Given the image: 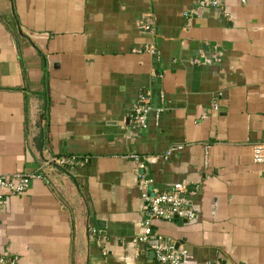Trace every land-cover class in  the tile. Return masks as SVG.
<instances>
[{
  "label": "crops",
  "instance_id": "0c3cea01",
  "mask_svg": "<svg viewBox=\"0 0 264 264\" xmlns=\"http://www.w3.org/2000/svg\"><path fill=\"white\" fill-rule=\"evenodd\" d=\"M203 1L0 0V176L35 175L0 205V254L160 264L134 241L150 218L182 264H264V0ZM132 153L157 158L153 193L185 186L193 220L146 213Z\"/></svg>",
  "mask_w": 264,
  "mask_h": 264
},
{
  "label": "built area",
  "instance_id": "2783aa9c",
  "mask_svg": "<svg viewBox=\"0 0 264 264\" xmlns=\"http://www.w3.org/2000/svg\"><path fill=\"white\" fill-rule=\"evenodd\" d=\"M245 1V0H242ZM202 5H210L218 7L219 0H204ZM152 47H150L151 49ZM151 52L153 50H150ZM151 107L148 104L147 96L139 94L136 100L131 121L134 128H145L147 126L146 114ZM161 110H156L159 115ZM182 145L176 144L170 146L164 154V158L168 155L182 150ZM253 160L257 163H264V141L253 144ZM127 158L132 159L140 173H138L139 184L142 187L143 208L150 217L162 220H193L195 212L190 208L186 200L181 196L185 190L183 184L176 183L170 186L167 191L153 193L149 189V180L145 179L143 171L147 168V164L152 163L157 158L154 156H139L138 154H129ZM84 159L77 155L51 157L44 160L41 164V170L53 167H73L80 165ZM35 175L14 173L11 176H0V205H3L9 195H18L24 193L30 180ZM134 241L138 244L149 245L152 250L154 259L160 264H182L187 256V250L182 246H177L174 242L169 241L158 231L154 230L150 218L146 219L141 225L139 232L134 236ZM0 264H17V260L13 256L6 253L0 254ZM208 264H221L219 262H209Z\"/></svg>",
  "mask_w": 264,
  "mask_h": 264
},
{
  "label": "water",
  "instance_id": "95a60500",
  "mask_svg": "<svg viewBox=\"0 0 264 264\" xmlns=\"http://www.w3.org/2000/svg\"><path fill=\"white\" fill-rule=\"evenodd\" d=\"M55 170L64 171V170L61 169V167H56ZM65 172H66V171H65ZM66 173L68 174V172H66ZM181 196H183V194H181Z\"/></svg>",
  "mask_w": 264,
  "mask_h": 264
}]
</instances>
